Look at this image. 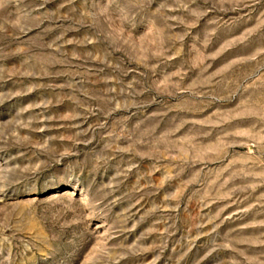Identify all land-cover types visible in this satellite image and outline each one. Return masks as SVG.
<instances>
[{
  "label": "rangeland",
  "instance_id": "374dc122",
  "mask_svg": "<svg viewBox=\"0 0 264 264\" xmlns=\"http://www.w3.org/2000/svg\"><path fill=\"white\" fill-rule=\"evenodd\" d=\"M0 264H264V0H0Z\"/></svg>",
  "mask_w": 264,
  "mask_h": 264
}]
</instances>
